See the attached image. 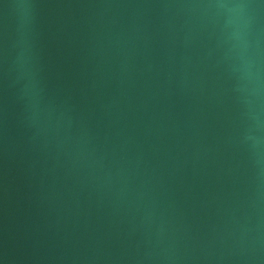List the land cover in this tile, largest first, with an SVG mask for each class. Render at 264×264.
<instances>
[{
  "label": "water",
  "instance_id": "95a60500",
  "mask_svg": "<svg viewBox=\"0 0 264 264\" xmlns=\"http://www.w3.org/2000/svg\"><path fill=\"white\" fill-rule=\"evenodd\" d=\"M0 264H264V0H0Z\"/></svg>",
  "mask_w": 264,
  "mask_h": 264
}]
</instances>
